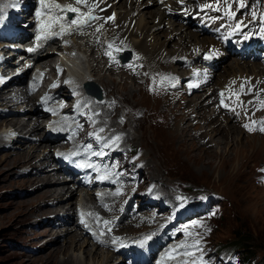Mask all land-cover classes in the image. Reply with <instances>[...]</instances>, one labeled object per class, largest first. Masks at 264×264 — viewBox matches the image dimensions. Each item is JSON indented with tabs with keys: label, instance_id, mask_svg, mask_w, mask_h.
<instances>
[{
	"label": "rangeland",
	"instance_id": "1",
	"mask_svg": "<svg viewBox=\"0 0 264 264\" xmlns=\"http://www.w3.org/2000/svg\"><path fill=\"white\" fill-rule=\"evenodd\" d=\"M165 25L166 23H164V27ZM159 38L160 40H163L162 35ZM173 41L174 40H172V42ZM86 53L87 52H85V54ZM91 53L93 52H88L86 55L84 53L81 54L83 60H86ZM228 60L219 63L218 66L220 67V70L225 67V65L232 62V60ZM92 63L93 62L90 64ZM154 63L156 64L152 65V67L155 68L156 71L161 70L160 68L158 69L160 64H158L157 61ZM83 65L84 70L87 67H94V63L88 65L87 62H84ZM256 65L259 66L258 63H256ZM173 72L175 73V71ZM176 72H181L180 68H178ZM102 76L105 80L114 78L117 82H120L121 78H125L118 74L104 73V71L102 72ZM126 79L128 82L126 85L127 87L129 86L131 91L137 89L134 94H131L124 89L121 84L117 86V88H108V90L105 91L106 93L108 92L109 94L114 95V98L118 101L117 115L126 119L127 124L124 126V131L128 135L129 144L142 151L141 160L143 159L146 166L143 175L148 179L160 180L163 182L164 188L173 184L167 188L166 193H168L173 186L178 184L179 188H182L190 194H196L197 192H193L195 190L220 194L223 197V200L219 201L220 203L218 202L217 205L222 206L220 207L221 211L223 210V214L221 217L217 216L210 223L213 228V232L209 239L211 244L220 249L229 250L228 244L234 235L237 237H246V239L250 240L249 245L256 250L254 261L261 264V250L264 248V187L260 185L261 179L259 168L264 167V136L254 135V131L251 133L243 131V134L239 133L242 128L239 129L236 124L234 126L238 128V131L233 134L226 132L224 129L219 133L208 134L209 131H213L211 129L214 127L212 126L214 123H209V126H207L206 124L204 125L202 121H200L201 123L198 122V124H196V120L191 121L195 116L193 114L190 115L191 112H194L195 110L196 113L194 114H197L201 110L198 111L194 109L189 112H187V110L185 111L183 109L184 100L181 99L184 96L181 95L179 102H177V98L173 97L174 94L168 99H163L164 103H162V108L163 110L172 108L171 110L175 113V117L177 118L176 120L174 119V126H176L178 130H184L186 137L172 138L169 135L171 129V124L169 125V122L165 125L162 124L158 127H152L153 124V126H155L157 123L164 122L168 116L167 113L159 107V100H161L163 95L159 97L151 96L142 86L140 80H137L133 85L132 82H130V79ZM92 80L95 86L102 89L104 88L96 81L95 76L94 78L92 77ZM250 84L253 83L250 82ZM256 85L259 88H261V86L264 88L261 80L260 84L258 85L257 83ZM3 93L5 94V92ZM202 93L204 92L198 94L193 93L187 99L191 100L193 97H196V95L199 97ZM60 97L62 96H59L58 98ZM135 99H137V101ZM165 100H168L169 105L165 103ZM31 102L33 103L34 100ZM214 105L208 104L205 109H210ZM12 110L16 109L13 108ZM186 112L188 120L182 121L181 119L186 115ZM201 113H203V111H201ZM25 116L19 117L24 118ZM10 117L14 119L19 118L16 114L11 115ZM168 117L173 120L172 116L169 115ZM223 117V115L219 114L216 119H223ZM1 118L4 119L5 117L0 116V264H45L47 261L46 255L49 252H54L53 248L57 246V243L58 245H62V243L64 245V243L70 238L67 235L76 232L72 231L75 229V226L72 224L73 221L67 223L65 220H62L65 222L63 223L62 221H56V218L54 219L58 212H60L59 215H63L64 210L68 208L69 204L65 206V209L60 211L56 210L55 213H49L47 216L33 215L26 211L28 209L33 212L34 209L37 208V202H39L40 199L37 196L32 198L36 184L22 186L19 181L33 176L35 170H31L28 165H25L26 163H20L18 165L19 167H14L13 163H11L12 156L14 155L11 157L9 156L19 149L17 146H20L18 145L19 143L13 141L10 148H3L5 141L2 132L4 129L3 127L5 126L3 125L4 121ZM161 119H163V121H161ZM24 120L28 121V118H24ZM38 121L43 122L41 120ZM200 126L204 128L201 129ZM40 128L41 127H39V129ZM202 130L205 133L200 136L199 134ZM41 132L42 130H40V132L38 131V135L35 138L42 140V137L40 138V136H42ZM220 133L223 134L222 138L226 139L220 140ZM24 137L27 138L29 135L27 134ZM31 137L32 136L28 139ZM152 137L156 138L158 141H162V148L152 147V143H156L153 141ZM193 137H195V139H193ZM203 137L205 138L202 139ZM219 141L220 144L218 145ZM34 142L36 143L38 141ZM41 145L44 146V142H42ZM44 152H48V150H45ZM44 152L39 153V157H42ZM5 157L9 158L5 159ZM28 171H31V174H27ZM57 195L58 194L55 196ZM67 195H65L64 199L69 197V193ZM77 195L78 193L68 200L69 202H73L71 203L72 208L74 207L76 198H78ZM25 199H28L30 203L23 208L22 201ZM64 199V202L62 203H68ZM55 201L56 200L53 197L49 198V200L46 199L39 203V207L49 208L55 203ZM166 201H172L171 193L168 194ZM72 210L74 212V209H71L69 213H71ZM48 218H51V220H48ZM54 222L58 223V225L54 226ZM43 226L48 227L41 228ZM49 228L56 230L57 233L62 232L61 235H63L66 228L73 229L67 235L66 233L64 234L67 237L66 240H63L60 238L61 235L57 236L55 234V231L50 235L52 232ZM132 230L127 232H136L134 229ZM235 232H238V235L234 234ZM118 233L121 234L123 232L120 230ZM55 237L60 238L59 242H49ZM78 240V243L80 244L84 242L82 248H86L87 250L91 249L92 252L94 251L95 254L97 253L98 255L96 256V259H92L90 255L86 256V260L84 261L86 264H102L112 257V253L102 252L99 249L95 250V247H92L90 244L86 245L87 242L84 237H80ZM45 243L51 244H49L46 249L42 250V247H44L42 245ZM206 248L207 246L204 245L203 247H198L195 243V249L193 250V257L196 258L195 264L214 263V256H212ZM71 250L70 253L82 257L81 250H73V247ZM234 252L240 257L245 258L244 250L235 249ZM109 264L115 263L113 261V263L109 262ZM120 264H122V262H120Z\"/></svg>",
	"mask_w": 264,
	"mask_h": 264
},
{
	"label": "bare ground",
	"instance_id": "2",
	"mask_svg": "<svg viewBox=\"0 0 264 264\" xmlns=\"http://www.w3.org/2000/svg\"><path fill=\"white\" fill-rule=\"evenodd\" d=\"M91 1H94V0H91ZM99 2L101 3V5H107L110 2L112 3V6L110 7V9L103 13V15L106 18L109 17L110 14L114 15L112 23H107L105 27V32H106L105 34L107 35V38L110 40H113L116 43L123 45L124 48L130 51H135L137 53V50H139L140 51L139 53H143V55L146 57V63L148 65L147 68L144 67L143 72H146L152 69V65H155L156 63L154 62L157 61V63L161 65V67L160 65L158 66V69L160 68L161 69L160 71L162 73L167 71L166 74L173 75L174 78L170 83L173 91L180 93L181 91L178 90L177 86L184 81H188L189 85H193L191 86L190 93L181 92L183 94L182 96H184L181 99L184 100L185 105L187 104L186 105L188 108L187 112H189L190 110H194V109L198 111L200 110L203 111V113H201L200 111L197 114H194L196 113L195 110L194 112H191L190 115L192 114L195 115L194 119H192L191 121L196 120L195 121L197 122L196 124L202 121L203 124L204 125L206 124L207 126H209V123H214V125H212L214 127H212L211 129L213 131L212 132L209 131L208 134L219 133V132H222L223 129L226 132H229L230 134H233L238 131V128L234 126L235 121H233L230 116L223 115L225 118L223 117V119H216L221 113H219L214 108V106L206 110L205 109L206 105H208V100L210 101L212 99V96L215 94L216 89H218V91L220 92L221 89H224V86L234 84L233 81L236 83L237 79L252 77V80L250 81L251 83H253V81L256 79L261 80V77L264 75V66H262L261 63H259L257 60L239 62L237 59L232 58L231 59L232 62L228 63V65H225V67L221 68V70H220V67L218 68L217 66L218 70L216 71V73H214V77H215L214 81L211 78L210 74L202 75L201 77L191 78V74H190L191 70L182 69L179 57L187 56L189 59L195 60V57H194L195 54H197V52L201 50H207L209 46H212L213 48L219 51L220 49L224 51L223 48H219V45L217 42L213 41L210 37L200 36L198 33H196L198 35L192 33L191 32L192 30L189 25L184 26L182 25V23H179V19L181 18V16H178V15L166 16L164 14V10H162L160 8V5L156 3L154 0H129V1L128 0H97V3ZM164 23H166L165 27H164ZM114 26H115V29H114ZM161 35L163 37V40H160L159 38ZM80 39L82 43H85V46L87 47L86 54H88L89 51L93 50V48L87 46V43L89 42L88 39L86 38H80ZM94 40H96V38H94ZM172 40L174 41L172 42ZM167 47H171V48H167ZM48 54L49 53L46 54L47 57H45L44 59L38 62V65L42 66L43 68L49 67L48 73H50L53 71L50 68L51 67L50 63L53 61L57 62L59 60H62L63 56L60 58L59 56H56V55L54 56V54L52 53L53 56L48 57L49 56ZM95 54L96 53L93 52L88 55V58H86L88 65H92L94 63L93 65L94 67H91V68L87 67L85 70L83 69L84 65L79 56H75L72 58L69 57L66 59L64 58V60H67L66 62L70 63L73 66V75L78 80L79 85H81V83H84V84L88 83V78H91V77L94 78L95 76L96 81L100 85H102L106 91L108 90V88L110 89L117 88V86L121 84V86L124 89H126L131 94H134L137 89H134L133 91H131L129 86L127 87L126 85L128 83L126 78L128 77H126L125 74L127 75V73L121 72V74H118L119 76L125 77V78H121L120 82H117L114 78H110L109 80L104 79V77L102 76L103 71L104 73L107 72L108 74H113V70L117 68L116 67H113V68L106 67V63L101 62L100 59L95 57ZM225 58L226 56L221 53L218 60L223 62ZM91 62L93 63L90 64ZM256 63H258L259 66H257ZM179 67H180L181 72L178 73L176 71L178 70ZM153 71L155 72L156 70H153ZM173 71H175L177 75L174 74ZM131 82L134 85V82L133 81ZM201 82L206 83V87L204 88V90H202L204 93H202V95L199 97H197L198 95H196V97H193L191 100L187 99V95L189 94L191 95L193 93L194 94L201 93L200 86H199ZM259 84L260 82H258V85ZM261 88L257 87V85L255 87L256 90L257 89L259 90ZM66 89H67L66 87L59 84L57 88L52 92V95L58 98L59 96H61V94ZM6 95H7V92H5V94L3 93V96L0 99V107H7L5 106V104H7L8 102L6 99ZM173 97L177 98V102H179V98L181 97V95L179 96V94L176 93ZM28 98H29L28 99L29 101H32L35 99V97L33 96L28 97ZM135 100L137 101V99ZM222 100L223 101L225 100L223 96H222ZM159 102H160L159 107H161V109L163 110L162 108V103H164L163 99L159 100ZM66 103H68V101H66ZM165 103L169 105L168 100H165ZM212 104L214 105L215 102ZM32 106H33V109L29 111L28 115L24 117V118H28V121H25L24 118H20V117L17 119H14L12 117L5 118V119L1 118L4 121L3 125L5 126V128L9 127L12 131L18 133V136L15 139V142L19 143L18 145L20 147L17 146V148L19 149L15 151L16 153L13 152L9 156L11 157L12 155H14L12 156L11 163H13L14 167H17L20 163H26L25 165H28L31 168V170H35V174L33 176L19 181L20 185L22 186L36 184L35 185L36 187L34 188V191H33L34 194L32 195V198L37 196L40 199V201L37 202V208L34 209L33 212L29 211L28 209L26 211L33 215H40V216L46 215L47 216V214L49 213H55L56 210L60 211V210L65 209V206L69 204L68 208L64 210V214L59 215L60 212H58L56 213V216L54 217V219L56 218V221L65 220L67 223L72 222L73 216L76 213V206L81 203L82 199H87L85 201H87V203H90L92 205H94L95 203L94 201H92V196H87L86 198H83L79 195L80 193L77 192V189L69 190L68 185L63 182V179L61 177L65 175V172L58 171L56 169V164L54 166L52 164L56 162H55V159L53 158L54 150L52 152L50 151V149L53 148V145L50 144V141L46 137L47 129H45V122L40 123L38 121L40 117H37V113H38L37 108L34 103H32ZM18 109L19 108H17L16 110L18 111ZM171 109H165L163 111L166 112L168 116L169 115L172 116L173 120L167 116L164 122L157 123L155 126H153L154 125L153 124L152 127H158L162 124L165 125L169 122V125L171 124L169 135L172 138H176V137L185 138L186 137L185 131L178 130L176 126H174V119L176 120L177 118L175 117V113ZM187 112H186V115L182 117L181 119L182 121L188 120ZM33 117H35V119ZM39 127L41 128L39 129ZM200 128L202 129L204 127L200 126ZM40 130H42L41 132L42 136H40V138L42 137V140L38 139V142L36 143L24 137L27 134L29 135V137L30 136L36 137L38 135V131L40 132ZM204 133L205 132L202 130L199 135L201 136V134H204ZM239 133L243 134L241 130L239 131ZM2 134H4L5 136L6 132L4 131L2 132ZM220 134H221L220 135L221 137H219L220 140L226 139V138H222L223 137L222 133ZM205 137H203L202 139H204ZM193 139H195V137H193ZM153 141L156 143H152V147L162 148L163 146L162 141H158L156 138H153ZM42 142H44L45 144L44 146L41 145ZM11 144H13V141ZM219 144H220V141L218 142V145ZM4 145L5 144H3V146ZM45 150H48V152H44ZM41 152L42 153L44 152V154H42V157H39V153ZM9 157H5V159H8ZM27 174H31V171H28ZM102 191L106 193L104 188H102ZM68 193H69V197L67 199H64L65 195H67ZM76 193H78L77 195L78 198H76L74 207L72 208L71 203L73 202L71 201L69 202L68 200L72 198L74 195H76ZM56 194L58 195L55 196ZM52 197L56 201L54 204L51 205V207L49 208H42L41 206L39 207V203H41L42 201H45L46 199L49 200V198H52ZM63 199L67 201L68 203L63 204L62 203L64 202ZM29 203L30 201L28 199H25L24 201H22V207L25 208V206H27ZM71 209H74V212L72 210V212L69 213ZM27 216H32V215H27ZM48 220H51V219L48 218ZM59 228H60V225H59ZM50 230L52 232L50 235H52L54 231L57 236L62 234V232L57 233L56 230H53V229H50ZM71 230L72 228L65 229V231L63 232V235H61L60 238H62L63 240H66V237L69 236L70 237L69 240H67V242L64 241L65 242L64 245L63 243L62 245L60 244L58 245L57 243V246L53 248L54 252L53 253L49 252L46 255L47 261L45 262V264H86L84 261L86 260V256H89V255L92 257V259L93 258L96 259V256H98L97 253L95 254V252L94 251L92 252L91 249L87 250L86 248H82L84 246L83 244L84 242L82 244L78 243L79 241L78 239L82 235L76 231L77 228L75 227V229L73 230V231H76L74 232V234L69 235L68 233H70ZM121 230L122 232H124L123 229ZM130 230H132V228L127 227V231H130ZM65 233L66 235L67 234L68 235L65 236L64 235ZM60 238L55 237L49 242L51 243L59 242ZM86 242H87L86 245L90 244L87 240ZM51 243H45L44 245H42L44 246L42 247V250L46 249ZM72 247H73V250H81L82 257L75 256V254L70 253V251H72L71 250ZM95 250H97L96 247H95ZM114 260L115 258H114V255L112 254V257L109 258V260L107 259L102 264H109V262L113 263ZM120 261L121 259L119 258L118 261L114 263L120 264L119 263Z\"/></svg>",
	"mask_w": 264,
	"mask_h": 264
},
{
	"label": "snow or ice",
	"instance_id": "3",
	"mask_svg": "<svg viewBox=\"0 0 264 264\" xmlns=\"http://www.w3.org/2000/svg\"><path fill=\"white\" fill-rule=\"evenodd\" d=\"M40 3H41V7L42 8H48V9H52V8H55V9H59L61 12H64V11H69V12H73V13H77V17L75 19H71L70 23L67 25L68 28H71L73 25L75 26H80L82 24H87L89 23L91 20H94V19H98L97 17L93 16L91 14V9L89 10L88 13H81L80 12V9L77 8V7H73L71 4H66V5H63L61 6L59 3H53L51 5L49 4H46L45 3V0H40ZM75 4L77 5H80V4H86V0H75ZM225 4L227 5V0H225ZM243 3L241 2V7H243ZM205 7H208V8H211L212 6L211 5H205ZM215 11H220V9L217 7L216 9H214ZM44 13L41 12V11H37V16H41L43 15ZM224 16H227L229 19H232L234 18L235 16V13L231 10V5H227L224 9ZM253 18L255 19V14H253ZM61 19H63L62 17L60 16H56V15H51L48 19V21L46 23L42 22L41 24V27L45 30V33L54 28V26L59 23L61 21ZM109 19H112V17H109ZM260 21H261V24H262V30H264V16H261L260 17ZM243 24V22H239L237 25H236V30H239V28L241 27V25ZM65 27L66 25L64 23H60V29L61 31L60 32H51V35H61V34H64V30H65ZM99 30V29H97ZM42 37L41 36H37V39H41ZM46 38V36H45ZM109 47H112V45H109ZM29 51H34V49H29ZM108 54V53H106ZM233 83H235L233 81ZM193 86V85H190V87ZM223 96V93L221 94ZM233 95L236 97V103L237 104H240V100H239V93H233ZM222 104H223V101H222ZM261 106L264 107V101H261ZM257 122L256 121H253L252 124L255 125ZM261 124V127L259 128L260 131L264 132V121H261L259 122ZM244 127L248 130V131H255L256 129L254 127H251L249 126L248 124H245ZM102 131V129H101ZM261 171H264V169H262ZM103 179V177H102ZM119 194V193H117ZM105 224L109 223L107 221L104 222ZM186 235H191V233H187L186 232ZM147 239V237L145 238ZM196 244L198 245L199 244V241H196ZM180 247H183V245H181ZM175 250H171L167 256L169 258H175L173 256V252ZM184 256H189L191 255V253L189 252H184L183 253ZM185 264H187V262H185Z\"/></svg>",
	"mask_w": 264,
	"mask_h": 264
},
{
	"label": "trees",
	"instance_id": "4",
	"mask_svg": "<svg viewBox=\"0 0 264 264\" xmlns=\"http://www.w3.org/2000/svg\"><path fill=\"white\" fill-rule=\"evenodd\" d=\"M234 234L238 235V232H235ZM250 240L246 239V237H237L234 235V237L232 238V240H230L229 245L232 248H236V249H242L245 251V259H254L256 257V250L254 249V247L249 245ZM244 248V249H243ZM262 257H261V261L262 264H264V248H262Z\"/></svg>",
	"mask_w": 264,
	"mask_h": 264
},
{
	"label": "water",
	"instance_id": "5",
	"mask_svg": "<svg viewBox=\"0 0 264 264\" xmlns=\"http://www.w3.org/2000/svg\"><path fill=\"white\" fill-rule=\"evenodd\" d=\"M41 228H44V226H43V227H41Z\"/></svg>",
	"mask_w": 264,
	"mask_h": 264
}]
</instances>
